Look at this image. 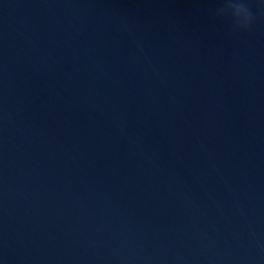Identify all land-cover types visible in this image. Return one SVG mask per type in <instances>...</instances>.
Segmentation results:
<instances>
[{"label": "water", "instance_id": "1", "mask_svg": "<svg viewBox=\"0 0 264 264\" xmlns=\"http://www.w3.org/2000/svg\"><path fill=\"white\" fill-rule=\"evenodd\" d=\"M0 0V264H264V0Z\"/></svg>", "mask_w": 264, "mask_h": 264}, {"label": "clouds", "instance_id": "2", "mask_svg": "<svg viewBox=\"0 0 264 264\" xmlns=\"http://www.w3.org/2000/svg\"><path fill=\"white\" fill-rule=\"evenodd\" d=\"M215 14L218 18H230L236 30H251L254 23L248 0H220Z\"/></svg>", "mask_w": 264, "mask_h": 264}]
</instances>
